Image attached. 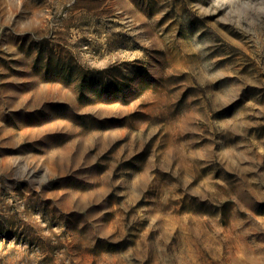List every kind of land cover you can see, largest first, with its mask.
I'll return each instance as SVG.
<instances>
[{
  "label": "rangeland",
  "instance_id": "rangeland-1",
  "mask_svg": "<svg viewBox=\"0 0 264 264\" xmlns=\"http://www.w3.org/2000/svg\"><path fill=\"white\" fill-rule=\"evenodd\" d=\"M0 264H264V0H0Z\"/></svg>",
  "mask_w": 264,
  "mask_h": 264
}]
</instances>
